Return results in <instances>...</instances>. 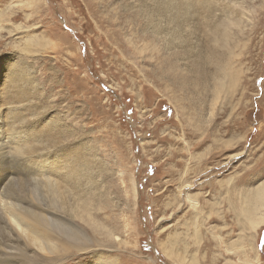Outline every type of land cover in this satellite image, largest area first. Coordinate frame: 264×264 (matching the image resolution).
Here are the masks:
<instances>
[{"label":"rangeland","instance_id":"374dc122","mask_svg":"<svg viewBox=\"0 0 264 264\" xmlns=\"http://www.w3.org/2000/svg\"><path fill=\"white\" fill-rule=\"evenodd\" d=\"M0 131L37 264H264V0H0Z\"/></svg>","mask_w":264,"mask_h":264},{"label":"bare ground","instance_id":"6f19581e","mask_svg":"<svg viewBox=\"0 0 264 264\" xmlns=\"http://www.w3.org/2000/svg\"><path fill=\"white\" fill-rule=\"evenodd\" d=\"M5 137L0 131V156L8 157L13 143H7L9 139ZM6 168L7 171L0 172V264H37L36 259L47 262L52 258L49 249L58 237L32 217H42L48 225L57 224L52 206L46 194L43 193L44 199H38V189L31 184L24 190L12 189L16 180L11 175L13 167ZM28 175L26 179L34 180ZM247 196L249 203L243 213L248 218V230L255 232L264 224V181L253 187ZM257 262L258 259L251 264ZM184 264H195V261Z\"/></svg>","mask_w":264,"mask_h":264}]
</instances>
